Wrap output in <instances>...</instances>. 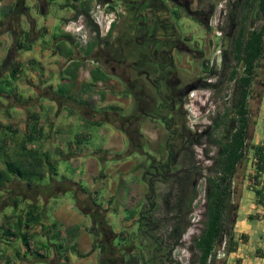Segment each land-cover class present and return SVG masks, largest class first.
I'll return each mask as SVG.
<instances>
[{
	"label": "crops",
	"instance_id": "1",
	"mask_svg": "<svg viewBox=\"0 0 264 264\" xmlns=\"http://www.w3.org/2000/svg\"><path fill=\"white\" fill-rule=\"evenodd\" d=\"M55 1L0 0V81L8 88L0 94V174L7 162L28 170L25 179L11 174L0 181V264H52L53 259L57 264H98L97 253H91L97 246L91 204H98L103 187L101 201L115 205L108 217L124 216L119 208L124 184L116 173L134 165L128 142L127 160L109 166L115 168L113 176L97 181L94 192L88 190L108 173L107 157L111 161L122 149L126 108L140 115L131 97L124 99V84L129 80L139 91L152 80L153 63L173 73H190L194 62L198 69L208 63L210 35L201 18L212 0H124V18L110 35L90 37L83 45L65 27L78 20L76 12L90 10L98 0ZM93 71L104 80L95 81ZM154 101L150 105L163 107L161 114L170 121L169 95ZM66 108L73 113H68L70 120L62 119ZM74 116L91 126L109 125L110 141L101 149H82L83 140L67 134ZM62 159L83 162L86 172L67 177L58 165ZM28 218L38 220L26 224Z\"/></svg>",
	"mask_w": 264,
	"mask_h": 264
},
{
	"label": "rangeland",
	"instance_id": "2",
	"mask_svg": "<svg viewBox=\"0 0 264 264\" xmlns=\"http://www.w3.org/2000/svg\"><path fill=\"white\" fill-rule=\"evenodd\" d=\"M237 2L238 0H228L227 15ZM59 12L60 10L57 9V13ZM206 13V16L201 18L204 22L210 15L209 10ZM249 25L250 28H254L258 27L259 23L251 17ZM76 27L80 28L79 37L89 33L90 29L82 18L76 21ZM233 30L234 26L226 18L222 25L223 40L222 37L215 40L210 31L208 59L212 57L215 59L217 50L222 53L209 70L196 68L194 62L190 73L177 72L175 77L180 80L177 92L186 90V93L181 105L175 110V115L167 121L166 127L159 122L153 124L151 120H147L148 118L139 115L143 121V127L139 128L143 137L138 143L142 147L139 146L140 149L146 150L147 153L140 154L142 150L124 135V139L121 140L122 149L115 152L116 158L109 161L110 158L107 157L108 159L105 160L104 165L109 170L108 173L105 172L104 176L100 174L88 189L94 192V184L97 181L113 176L115 168L109 166L121 164L122 159L127 160L124 153L129 142L131 153L128 157L134 160V165H124L116 173L124 184V202L118 204L120 209H124V216L108 217L109 211L115 205L101 201L106 195L105 188L101 186L97 207L91 204L94 210L93 217L91 216L92 226L94 224V230L98 229L94 232L98 245L91 249V253H97L98 264H101L102 256L99 245L105 247L106 264H191L197 258L192 243L206 223L204 177L209 175L208 168L219 152V146L213 141L224 142V139L230 136L231 130L235 127V122L232 120L237 116L231 106L234 97L233 83L227 80L228 69L223 68L224 63L230 67L235 65L229 54ZM52 31L58 33V28H52ZM66 32L75 37V33ZM239 69L241 72L242 69ZM258 71L248 102L250 108L248 146L264 144V107L261 108L264 100V58L260 62ZM206 83L217 84V87L205 88ZM6 84V81H0V94L8 92ZM129 92L133 91H126V95ZM129 110L128 106L124 116ZM65 112L66 117L62 119H72L68 115V113L70 116L73 114L70 109L66 108ZM172 127H174L173 132L167 133V129ZM88 133L89 136H86ZM112 133L113 128L107 124L99 127L91 126L82 123L79 116H74V123L67 134L68 138L79 136L83 140L82 149L89 151L101 149L104 143L110 141ZM171 134L173 138L169 142L167 139ZM137 160L140 163H135ZM74 164L63 159L58 161V165L64 170L63 173L69 178H75L78 173L86 172L81 166L83 162ZM100 166L104 173L105 169ZM254 176L253 152L247 150L245 158L238 164L233 179V202L236 210L232 220L225 226L224 233L219 237L209 264H264V259L257 253L258 249H264V208L257 204V198L252 191L254 188L260 189L264 183V174L257 179ZM82 182L84 185L85 181ZM179 187L185 192V198L181 203L182 226L185 230L179 244L171 249V242L169 243L166 238L167 229L164 223L175 214ZM194 195V199L189 203ZM165 196L169 200L167 206L163 202ZM65 197H70V194L66 193ZM151 206L155 208L152 210ZM133 210L137 215L133 219H128ZM148 212H151L150 218L155 224L150 226L144 224L142 227L137 221L138 216ZM50 263L57 264V261L53 259Z\"/></svg>",
	"mask_w": 264,
	"mask_h": 264
},
{
	"label": "trees",
	"instance_id": "3",
	"mask_svg": "<svg viewBox=\"0 0 264 264\" xmlns=\"http://www.w3.org/2000/svg\"><path fill=\"white\" fill-rule=\"evenodd\" d=\"M89 11L87 7L81 9L75 13L74 19L82 16L86 26L90 30H96V26L90 19ZM251 17L259 23L258 27H249ZM227 18L228 22L234 26L229 45V54L233 62H235V65L230 67L224 63L223 68L228 69L227 80L233 83L234 97L231 106L237 116L236 119L232 120V122H235V127L231 130L230 136H227L224 142L220 140L213 141L216 146H219V152L212 159L213 164L211 167L208 168L209 175L204 177L206 180V223L199 236L193 239L192 245L197 252V258L191 264H209L211 262L215 245L219 237L224 233L227 223L232 220V215H234L236 210L233 202V179L236 176L238 164L245 158L247 150H252L253 152L254 177L257 179L264 174V144L247 145L250 121L248 102L252 92L253 81L259 74L260 62L264 58V0H238L236 5L233 6V9L228 12ZM210 68L208 64L204 67L206 70ZM239 68L242 69L241 72ZM97 72L93 71L91 77L95 81L104 80L103 76ZM17 73V67L13 68L11 74L12 81H15ZM204 86L205 88H213L217 87V84L206 83ZM11 174L25 179L28 177V170L24 165L7 162L5 165V176L0 174V181H4V178ZM252 191L257 198V204L264 208V183L260 189L254 188ZM184 193V189L179 187L175 214L166 219L164 223L167 229L166 238L169 243L171 242V249H174L179 244L185 230L182 226L183 220L181 217V203L185 198ZM194 197L195 195L191 197L189 203ZM163 202L166 206L169 204L166 196ZM93 205L96 204L93 202ZM151 208L153 210L155 206H151ZM152 210L150 211L152 212ZM151 212L146 213V216L139 214L137 221L142 227L144 224L148 226L155 224L154 220L150 218L152 216ZM136 215L135 210H133L127 218L133 219ZM37 220L38 218H28L26 224ZM92 230L94 232L96 230L97 232L98 229L96 228L94 230L93 227ZM96 245H98L97 241ZM26 246H29L28 243H26ZM99 246L102 255L100 262L101 264H106L107 259L104 255L105 247L103 245ZM257 253L260 258L264 259V249H258Z\"/></svg>",
	"mask_w": 264,
	"mask_h": 264
},
{
	"label": "flooded vegetation",
	"instance_id": "4",
	"mask_svg": "<svg viewBox=\"0 0 264 264\" xmlns=\"http://www.w3.org/2000/svg\"><path fill=\"white\" fill-rule=\"evenodd\" d=\"M99 3H107V4H110L111 7L119 6L122 9V13L118 15V18L115 24H118L124 18V14H125L124 0H102L101 2L99 1ZM216 3L217 2H214V5H210L208 7L210 15L207 18L206 22H204L205 23L204 27L208 30L209 35H210L211 30L209 29L208 21L214 12ZM206 14L207 13L205 11V16ZM227 16L228 15L226 13L224 19H226ZM223 23H224V20H223ZM111 31L109 32L108 35H110ZM222 40H223V35H222ZM220 53L222 52L220 51ZM150 66H152L151 68L152 80H150L149 83H142L139 87V91H134L132 89L133 83L127 80L126 84H124L125 90L126 91L132 90L133 92L129 93L128 96H126L124 99L128 100V98L131 97L132 101L135 104L136 111L138 114H140V116H146L149 120L152 121L153 124H155L156 122H159L162 124L163 127H166L167 122L165 121L164 115L161 114L163 111L162 110L163 107L161 106L158 107V105L151 106L150 103L154 101L157 97L161 98L162 96L167 94L169 95V98H170L171 112L174 113L177 107L181 105L180 103L183 100L186 90L185 91L180 90L179 92H177L178 90L177 88L180 85V80L175 77L177 73H173L174 70L172 72V68L169 69L170 71L166 72L164 68H162V65L160 64L153 63ZM173 113H172V116L175 115V114L173 115ZM142 124L143 122L140 120V117L133 115L132 113H130V111L127 113L126 116H124V135L133 144H136V146H140L138 141H140L143 137L139 131V128ZM173 130H174V127H172L169 130V132H173ZM172 138L173 136L171 134L169 135L167 140L170 142ZM168 147H170V144H168Z\"/></svg>",
	"mask_w": 264,
	"mask_h": 264
},
{
	"label": "built area",
	"instance_id": "5",
	"mask_svg": "<svg viewBox=\"0 0 264 264\" xmlns=\"http://www.w3.org/2000/svg\"><path fill=\"white\" fill-rule=\"evenodd\" d=\"M227 2L228 0H218L214 12L211 15L208 26L211 30V35L215 40H219L222 37V25L225 15L227 13ZM122 13V9L119 6L111 7L110 4L107 3H97L94 4L93 7L89 11V16L92 23L96 26V30H89L85 36L79 37V27H76V22H70L66 25L65 30L70 34L75 33V39L80 44H85L90 37H106L112 29V25H114L117 21L118 15ZM82 16L78 18L81 19ZM83 19V18H82ZM84 20V19H83ZM73 30L75 32H73ZM219 46V45H218ZM220 47V46H219ZM220 49V48H219ZM220 50L216 51V57H212V59H208V66H213L216 58L220 55Z\"/></svg>",
	"mask_w": 264,
	"mask_h": 264
},
{
	"label": "bare ground",
	"instance_id": "6",
	"mask_svg": "<svg viewBox=\"0 0 264 264\" xmlns=\"http://www.w3.org/2000/svg\"><path fill=\"white\" fill-rule=\"evenodd\" d=\"M189 236H190V234H189Z\"/></svg>",
	"mask_w": 264,
	"mask_h": 264
}]
</instances>
